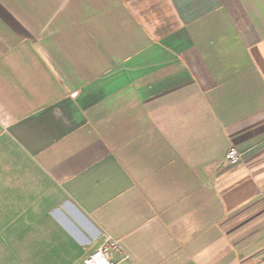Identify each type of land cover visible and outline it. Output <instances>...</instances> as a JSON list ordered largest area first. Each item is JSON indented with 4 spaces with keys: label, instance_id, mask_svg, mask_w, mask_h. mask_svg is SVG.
<instances>
[{
    "label": "crops",
    "instance_id": "1",
    "mask_svg": "<svg viewBox=\"0 0 264 264\" xmlns=\"http://www.w3.org/2000/svg\"><path fill=\"white\" fill-rule=\"evenodd\" d=\"M107 237L264 264V0H0V264Z\"/></svg>",
    "mask_w": 264,
    "mask_h": 264
},
{
    "label": "built area",
    "instance_id": "2",
    "mask_svg": "<svg viewBox=\"0 0 264 264\" xmlns=\"http://www.w3.org/2000/svg\"><path fill=\"white\" fill-rule=\"evenodd\" d=\"M225 160L229 166H235L239 163V156L234 148L227 150ZM121 252L119 242L111 237H107L101 246L86 256L82 264H113L111 256L114 253Z\"/></svg>",
    "mask_w": 264,
    "mask_h": 264
}]
</instances>
